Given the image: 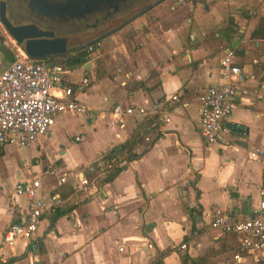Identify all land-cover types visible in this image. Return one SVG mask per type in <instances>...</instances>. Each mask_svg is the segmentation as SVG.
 Returning a JSON list of instances; mask_svg holds the SVG:
<instances>
[{"label": "crops", "instance_id": "0c3cea01", "mask_svg": "<svg viewBox=\"0 0 264 264\" xmlns=\"http://www.w3.org/2000/svg\"><path fill=\"white\" fill-rule=\"evenodd\" d=\"M10 2L26 7L24 0ZM261 16L264 0H159L114 28L95 61L85 59L84 44L64 58L40 59L62 63L72 87L88 78L75 95L96 116L58 115L34 144L14 145L22 155L11 156L0 145V242L16 218L10 199L17 182L38 177L40 193L64 200L53 223L58 212L42 216L38 251L0 247L9 254L2 264H182V254L204 258L201 264H233L235 238L211 230L207 213L251 212L264 190V34L252 37ZM228 23L232 30L225 33ZM9 40L0 27V73L13 59ZM226 48L256 78L239 85L222 140L208 146L199 132L198 95L221 82ZM174 94L178 101L169 99ZM157 102L169 106V121L157 113L111 115L116 103L150 109ZM154 115L133 148L137 157L100 190L78 187V177L86 178L108 148L126 143ZM256 150L262 152L257 160L250 157ZM64 174L67 181L59 183ZM183 240L187 248L179 250ZM147 242L153 248L141 252ZM246 259L252 261L242 253L235 262Z\"/></svg>", "mask_w": 264, "mask_h": 264}, {"label": "built area", "instance_id": "2783aa9c", "mask_svg": "<svg viewBox=\"0 0 264 264\" xmlns=\"http://www.w3.org/2000/svg\"><path fill=\"white\" fill-rule=\"evenodd\" d=\"M0 27L5 30L1 22ZM105 48L104 40L97 39L84 45L81 51L85 59L90 60L104 53ZM109 50L116 52L115 47ZM16 51L12 61L0 73V145L31 146L39 136L50 130L60 114L79 115L89 120L95 118V112L75 95L76 91H82L88 85L87 77L81 78L72 87L65 83L62 63L31 59L24 49L18 47ZM234 55V50H224L219 61L221 82L207 86L198 95L199 132L208 146L222 140L225 124L238 105L236 96L239 85L247 79L256 78L252 71H247L234 61ZM260 87L264 88V82ZM169 99L175 102L178 96L174 94ZM169 112V106L164 102H157L150 109L116 103L111 109V115L116 119L157 113L169 121ZM75 140L79 141L80 137L76 136ZM261 154L260 150L252 151L250 157L257 160ZM55 171L56 167H53L50 173ZM67 179L64 174L59 178V183ZM78 183V187L82 188L88 185V179L78 177ZM40 187L38 177H29L15 184L10 206L16 218L3 231L0 247L13 252L18 246L22 251H38L42 216L56 214L64 201L58 193H40ZM207 216L211 230L235 238L238 248L235 259L245 253L256 264H264V190L251 212L228 213L214 209ZM187 244L188 240H183L178 249H186ZM151 248L153 244L147 242L140 251ZM8 255L0 253V264L7 261Z\"/></svg>", "mask_w": 264, "mask_h": 264}, {"label": "water", "instance_id": "95a60500", "mask_svg": "<svg viewBox=\"0 0 264 264\" xmlns=\"http://www.w3.org/2000/svg\"><path fill=\"white\" fill-rule=\"evenodd\" d=\"M24 1L26 7L23 8L12 5L10 0H0V22L11 38L22 45L26 54L34 60L64 58L67 53L78 48L68 47L67 39L56 35L54 29L48 26V21L81 18L100 9L96 8V0ZM114 31L115 29L109 30L95 40L104 39ZM92 42L93 40L87 44Z\"/></svg>", "mask_w": 264, "mask_h": 264}, {"label": "flooded vegetation", "instance_id": "af4514ba", "mask_svg": "<svg viewBox=\"0 0 264 264\" xmlns=\"http://www.w3.org/2000/svg\"><path fill=\"white\" fill-rule=\"evenodd\" d=\"M159 0H96V8H100L81 18L68 20L48 21V26L54 29L55 34L63 36L67 41H76L79 36L91 34L104 30L105 28H117L125 25L130 17L131 12L141 8H149ZM100 2V3H99ZM22 10L23 8H18ZM19 11V10H18ZM131 13V14H130ZM134 15V14H133ZM79 40V39H78Z\"/></svg>", "mask_w": 264, "mask_h": 264}, {"label": "trees", "instance_id": "16d2710c", "mask_svg": "<svg viewBox=\"0 0 264 264\" xmlns=\"http://www.w3.org/2000/svg\"><path fill=\"white\" fill-rule=\"evenodd\" d=\"M226 30H232V23H228V26L224 28L225 33ZM229 31H227V37ZM263 34L264 16H261L256 27L252 31V37L260 38ZM76 51L79 52L80 47H78ZM80 56L81 53H79L75 61H80ZM156 118L157 115H154L150 119L147 118L143 122H140L134 129L131 138L126 143L112 145L110 148H108L102 154V157L94 163V169L86 172L85 175L88 179V185H94L97 190H100V188L106 183L110 182L117 175V173L125 167L128 162L137 157L133 152V148L136 142L141 139L143 129H146L149 126V121H151L152 119L155 120ZM155 123H157V121ZM154 127L155 126H153V128ZM187 211L191 212L192 210L187 209ZM59 215L60 213L58 212V214H56V216H54V218L52 219V223ZM203 259L204 258L202 257L194 258L189 256L188 254L180 255V261L182 264H201ZM12 260L13 258L10 259L9 262H11Z\"/></svg>", "mask_w": 264, "mask_h": 264}, {"label": "rangeland", "instance_id": "374dc122", "mask_svg": "<svg viewBox=\"0 0 264 264\" xmlns=\"http://www.w3.org/2000/svg\"><path fill=\"white\" fill-rule=\"evenodd\" d=\"M169 4H167L166 6V8H168L169 6H168ZM141 8H139V9H136V10H134L133 12H131V13H137V11L138 10H140ZM130 13V14H131ZM112 27H109V28H105L104 30H101V31H99V32H96V34H98V35H100V34H102V33H106V32H108L109 30H112L111 29ZM6 32V31H5ZM8 34V33H7ZM96 34H94V32L93 33H91V34H84V36H79L78 38H77V40L76 41H69L68 42V47H70V46H75V45H77V46H79V45H81V44H85V42L86 41H89V40H91V39H94V38H96ZM9 35V34H8ZM10 38H11V36H10ZM79 39V40H78ZM8 43H9V46H10V48L12 49V52H13V56H14V54L17 52L16 51V48L18 47V48H20V49H23V47H22V45H19V44H17V45H15L16 43H15V41L11 38V41L9 40L8 41ZM92 60H96V57L94 58V59H92ZM87 140H88V138H87ZM72 144H75L76 145V147H78L79 145H82L81 143H75V142H73ZM5 147L7 148V150H9V152H10V155L11 156H18L19 154L20 155H22V153H20L18 150V148L17 147H15L14 145H5ZM77 149V148H76ZM237 249V248H236ZM234 258V257H233ZM235 258H234V263L233 264H238V263H236L235 262ZM239 264H256L255 262H252V261H250L249 259H246V261H244V262H241V263H239Z\"/></svg>", "mask_w": 264, "mask_h": 264}]
</instances>
